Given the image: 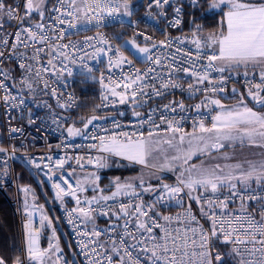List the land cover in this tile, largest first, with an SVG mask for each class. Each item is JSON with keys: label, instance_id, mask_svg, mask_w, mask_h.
<instances>
[{"label": "snow or ice", "instance_id": "6c2138e0", "mask_svg": "<svg viewBox=\"0 0 264 264\" xmlns=\"http://www.w3.org/2000/svg\"><path fill=\"white\" fill-rule=\"evenodd\" d=\"M172 0H153L157 8H163V5L170 4ZM199 0H190L193 6L198 5ZM58 5V6H57ZM57 5L47 9L45 0H21L20 4L11 5L6 0H0V18L7 17L8 21H15V30L13 33H0V62L5 58H14L15 63L21 71L20 84L32 90V78L35 77L43 81L44 88H51L53 97L57 96V89L51 87L44 76V73H50L57 80L67 71L68 75H72L71 68L64 61L75 63L73 58L75 51H82L74 43H62L66 34L59 25L67 23L69 28H76L77 24L72 21H66L65 16L73 17L78 21L83 13V19L91 23L92 20L100 21L101 13L107 9L109 15L120 12L123 9V15L130 16V0H121L120 3L114 4L112 0H94V6L88 4V12L83 7L77 5V0H57ZM223 6V7H222ZM151 7V4L149 5ZM226 7L224 18L227 23L226 32L221 31L218 34L209 35L206 40L194 38L191 43L195 45L196 53L186 51L179 46L176 52L181 53V57H177L174 53L165 55H155L152 49L162 48L169 49L172 47V41L165 39L159 41V44L153 42L151 48L140 47L135 40L128 43L142 55L147 67L143 70L140 68L131 69L128 72L123 71V66L128 65L131 68L133 61L120 51L119 47L113 49L109 47L107 51L103 47H97L90 44L93 37H85L84 45L93 48L92 56L108 55L113 52V56L108 57L107 71L113 72V69H121L122 79H116L109 76L108 83H105L104 73H101V87L106 89L108 93L116 98L112 103L117 101L120 104L130 103L133 107V116L138 118L141 125L150 124L152 128L159 129L160 125H156L153 121V113L156 109H150L146 119H140L142 113L136 111V108L147 104V97H163L165 91L169 88H182L181 84L176 83L171 78L172 74L182 72L185 76L190 77L191 81L187 85V90L194 95L203 91L204 97L200 103L194 105L195 110L199 111L202 107L211 108L216 106L219 111L212 116L211 126H207L201 119L198 122L194 120L193 131L185 132L181 125V120L175 117L169 119L164 114L160 115L161 124H166L165 136H160L159 132L149 131L147 138L142 133L121 132L119 136L112 135L107 137H99V146L93 144L92 148H98L101 153L110 156L120 157L129 162L143 165L145 167L157 168L158 170H175L179 162V168L182 169L177 176V183L170 185L161 183L157 186L151 184L145 186L143 177H134L132 181L121 182L119 178H115L110 182L114 186L115 191L111 195H104V189L100 188L98 181L100 177L95 173L90 174V182L95 186V190H99V195L86 199L85 203L88 207L82 206V202L78 197V192H83L80 181L74 188L67 180L64 183L68 185L67 190L62 188L59 183H54L53 188L56 189V198L63 203L64 196H71L77 207L72 208L68 212L67 222L69 225L74 224V214L80 218L82 222L92 223V230L80 231L79 227H75L78 237H86L87 240H78L77 247L79 252H72V258L66 257L64 250L60 247L56 240L55 228L53 222L45 214H41V227L45 223L52 228V236L50 238L48 248H41L39 245V229L32 227V212L27 211L28 204L25 201V210L28 220L24 224L25 229V245L28 264H78L76 256H82L83 261L79 264H226L228 259L233 264H264V158L259 161L244 159L235 163L210 164L205 166V162L200 164H190L193 156H212L213 152L220 153L219 159L225 161L234 157L224 149L229 148L235 150L239 145L241 149L247 145L264 150V111L254 110L249 107L246 102V96L251 98L255 105L264 108V0H211L209 10L220 9ZM23 9V12H21ZM99 9L97 12L96 10ZM45 11L57 13L51 16L50 23L47 28L52 30L53 35L47 34L46 25L43 22ZM182 8L174 7L176 17L173 26L179 25L181 20L178 18ZM96 12L93 16L90 13ZM39 16V20L35 16ZM160 15H164L161 11ZM5 25L0 23V29ZM200 31L197 25L196 37ZM8 35H14V40L9 41ZM146 41L151 37L145 36ZM178 44L185 41L177 38ZM102 36L97 39V44H108ZM36 45H46V48ZM213 48L212 54L202 55L201 49L205 46ZM23 46L24 51H20ZM73 50L70 54L69 49ZM31 50L32 54L28 52ZM42 54L49 57L47 66H44ZM87 56L88 54L85 53ZM186 57V59H184ZM206 60L207 63L201 65L203 71H197L196 62ZM59 60L63 67L57 69L56 61ZM172 60V63L168 61ZM83 57H81V62ZM182 64L189 65L182 67ZM35 65V67H34ZM85 67H87L85 65ZM166 69L168 73L167 79L162 77L157 69ZM243 69V75L252 76L247 81V93L240 95L237 104L227 107L221 103V99L212 98L209 93L225 92V84L227 73L236 72L240 74ZM92 71L91 68L88 69ZM211 72L219 75L212 77ZM258 74L259 82H254ZM0 75L4 80L11 76L10 71L0 69ZM151 80L152 83H145ZM202 89L198 85H205ZM157 83L159 87H157ZM13 86H15L13 84ZM136 86V87H134ZM8 85L0 80V90H4L5 94L2 98L5 104L9 101L15 104L16 96L11 95L8 91ZM122 88V91L117 89ZM146 89H151L149 93ZM233 93L237 89L233 87ZM102 101H108V95L102 93ZM59 103V100H58ZM103 103L97 105V108L106 107ZM60 107H64L63 104ZM71 107V105H69ZM163 108L167 111L175 113L177 109L181 112L186 110L185 104L170 101ZM123 115V113H121ZM101 119V117L93 116L84 123L85 135L89 125L93 120ZM183 119V117L181 118ZM115 122V121H114ZM34 123V121H30ZM117 127L120 125L117 124ZM12 132H18L19 129H11ZM69 136L81 134V130L75 127H68ZM176 134H179L177 136ZM155 137V139H154ZM96 139L95 136L92 137ZM178 141V142H177ZM187 143L185 149L183 145ZM166 144L176 151V155L170 158L165 156L163 164H149L148 158L155 151H163L156 146ZM15 149H13V152ZM7 150L0 147V153H6ZM264 156V152H262ZM107 156H98L95 160V166L104 168L107 166ZM43 159V158H42ZM51 159V157H48ZM80 159L77 158L79 164ZM35 164V161H33ZM66 163L65 159H60L56 163V167L63 168ZM88 163H93L89 158ZM187 165V167H184ZM37 168L39 164H35ZM47 167V165H45ZM83 167V165H81ZM5 174L7 170L5 169ZM72 173H69L71 175ZM139 180V188L145 193H156L158 195L154 199L145 204L143 198L139 203L128 204L120 203L119 209L114 210L107 204L108 201L123 196H138L137 186L133 183ZM159 179V177H157ZM255 182L257 188L251 187ZM25 193L29 189H22ZM189 201L188 205L182 212L176 216L162 215L157 211V206L164 202H181V194ZM222 196V198H221ZM101 201L104 203L101 204ZM239 201L237 207H231ZM198 206L199 218L193 211L192 203ZM254 202V206L253 203ZM92 205H98L97 208ZM42 209L43 206L41 205ZM147 209V210H145ZM107 217L109 223L103 230L98 229L94 222V214ZM115 218L114 220L112 218ZM206 220L208 227L206 228L200 220ZM123 221L120 224V221ZM162 221V222H161ZM178 227L173 228V223ZM132 225V227H130ZM159 229V235L156 233ZM106 237V239H101ZM56 240L55 243L52 241ZM219 245L227 246V252H221ZM71 248V245H69ZM55 257V259H53ZM0 264H7V261L0 257ZM13 264H24V261L17 257Z\"/></svg>", "mask_w": 264, "mask_h": 264}, {"label": "built area", "instance_id": "2783aa9c", "mask_svg": "<svg viewBox=\"0 0 264 264\" xmlns=\"http://www.w3.org/2000/svg\"><path fill=\"white\" fill-rule=\"evenodd\" d=\"M6 2L11 5H16L20 4L21 0H6ZM101 2L103 3L105 0H101ZM120 2L121 0H112V3L114 4H118ZM187 2H190V0H172L170 4L163 5V8L161 9L156 7L153 0H130V16L121 17V12L109 15L107 9H105L101 13V20L98 22L94 19L91 23L82 18L83 13L78 14L81 16V19L78 21L74 20L73 17L65 16L64 19L66 21L75 22L77 27L69 28L67 23L58 26L59 28H63L66 34L62 43L71 42L76 44L78 47H81L83 50L74 52L73 58L76 60L75 63L64 61V63L71 68L72 75H68L67 71H64L60 79L57 80L56 77L52 76L50 73L42 74L51 87L57 89L56 97L52 96L51 88L45 89L43 81H40L35 77L32 78V90H29L27 87L21 85L19 81L22 74L18 64L13 62L14 58H5L2 62H0V69L11 72L9 79L4 80L3 75H0V80H3V82L9 86L8 91L11 95L17 97L14 105L11 101H9L8 104H5L3 100L0 99V147L7 150L6 153H0V191L8 199L16 216L20 234L18 251L19 257L24 261V264H28L24 229V224L28 220V216L26 214L25 205L21 199L20 192L24 188L28 189V186H19L17 184V164H21L32 174L45 178L52 188L54 183H59L62 188L67 190L68 185L64 183V180H67L74 188L76 187V185L71 181L69 173L76 169L98 168L95 166V160L98 156H107L108 158L112 157L106 153H101L98 151V148L90 147V145L93 144L99 146V137L112 135L119 136L121 132H127L130 135L134 132L137 133V135L142 133L143 136L148 135L149 131H156L159 133L165 132L167 125L161 124V114H164L169 119L175 117L177 120H181L180 126L183 130L193 128L194 120L198 122L201 119L207 126H211L212 116L216 114V106L213 105L211 108L202 107L199 111L195 110L194 105L203 100L204 93L203 91H200L194 95L190 94L187 90V85L192 82L191 78L185 76L182 72L174 73L171 76L176 83L182 85V88H169L167 90H163L165 91V95L163 97H152L151 99L145 97L144 99L148 100L147 104L136 108V111L142 113L140 119H146L149 110L156 109L152 115L154 123L156 125H160L159 129L154 130L150 124L141 125L138 118L134 117L132 114L134 106L130 103L120 104L118 101L116 103H112V101L116 98L112 97L106 89H102L101 87L100 79L102 72L104 73L105 83L109 82V76H114L116 79H122L121 69H113L112 73L107 71L108 57L113 56L114 53L108 52V55L101 54L100 56H92L94 49L84 45L85 37H93L94 39L89 43L95 44L97 47H103L106 51L109 47L113 49L119 47L120 51L133 61L131 68L128 65L123 66L124 72H128L135 68L143 70L148 66L144 59L137 58L131 52L129 46L132 47V44L130 43V45H128V42L131 40H135L137 43H147L150 45L149 48H151L153 42L159 44V41L165 39L172 41V47L169 49H152V53L155 55L174 53L177 57H181L182 54L176 52L177 46L195 54L197 50L195 45L191 43V40L194 38H201L202 40L206 39L202 35L197 34V36L194 37L193 33L179 31V28L184 20V8ZM88 4H92L94 6V0H77V5L83 7L85 12H88ZM150 4L151 7H149ZM53 5H57V0H52L47 9L52 8ZM175 6H180L182 8L178 17L181 20V23L173 26L174 19L177 18L176 13L174 12ZM96 11L98 12L99 9ZM161 11L164 12V15H160ZM21 12H23V9H21ZM90 14L95 16L96 12H91ZM53 15L58 14L46 11L43 21L46 25L47 34L49 36H52L53 33L50 28H47V26L50 23H55L50 19ZM35 19L39 20V16L36 15ZM0 23L5 25L3 29H0V33L6 35L14 32L15 21H8L7 17H3L0 18ZM101 36L109 41V43L105 45L97 44V39ZM145 36L151 37V40L146 41L144 39ZM7 38L11 42L14 40V35H8ZM177 38L185 42L178 44ZM36 46H43L46 48V45ZM19 50L24 51L23 46H20ZM212 50V46H205L201 49V53L202 55L212 54ZM69 52L70 54H73V50L71 48L69 49ZM85 53L88 55L86 56ZM28 54H32L31 50H29ZM81 57H83L82 62ZM42 59L44 66H47V60L49 57L42 54ZM184 59H186V57ZM168 62L172 63L173 61L169 60ZM206 63L207 61L204 59L197 61L196 70L203 71V68L200 66ZM56 64L57 69L63 67V64H61L59 60L56 61ZM85 65L87 67H85ZM181 66L188 67L189 65L182 64ZM89 68L92 69L91 72L88 71ZM157 72L161 73L164 79L169 78L166 69L158 68ZM210 75L212 77H217L219 74L211 72ZM224 75L228 78L227 83L224 86L225 92L216 94L209 93V96L215 98L226 94L233 87L247 92V81L252 79L251 75L245 77L243 75V71H240V74H236V72H232L231 74L226 72ZM82 77L95 81L99 86V90L90 94L91 97L95 98L96 112L91 115L81 117L80 119L83 120V122L78 123L76 113H78L80 108L85 105V101H83L75 83L77 78ZM254 82H259L258 74L256 75ZM145 83L151 84L152 81L146 80ZM13 84L15 86H13ZM206 84L207 82H205V85H198V87L202 89L206 86ZM156 86L159 87V84L157 83ZM122 90V88L117 89V91ZM146 91L150 93L151 89H146ZM102 93L104 95H108L107 102L102 101ZM5 94L7 93L4 90H0V98H2ZM170 101H175L177 103L182 101L185 104L186 110L181 112L177 109L175 113L165 110L163 106L165 104H169ZM103 103H106L107 106L100 108L96 107L97 105H101ZM61 104H63L64 107H60ZM69 105H71V107H69ZM111 110L115 111L109 112ZM121 113H123V115H121ZM93 116L101 117V119L93 120L88 127L87 135H85L83 127L84 123H86ZM182 117L183 119H181ZM30 121H34V123H30ZM117 124L120 126L117 127ZM68 127L80 129L81 134L69 136L67 132ZM13 128L19 129L20 131L12 132L11 129ZM93 136H95L96 139H93ZM13 149H15L14 152ZM48 157H51V159H48ZM77 158H82L80 159L79 164L77 163ZM89 158L93 160V163H88ZM60 159L66 160L63 168L56 167V163ZM33 161H35V164H39L40 167L37 168ZM45 165H47V167H45ZM81 165H83V167H81ZM5 169L7 170V174H5ZM170 176L172 181L166 182V184L175 185L177 183V177L174 175ZM251 187L253 189L257 188L256 184H252ZM53 190L55 192L54 198L57 199L56 189L53 188ZM136 191L139 194L138 196L121 195L114 200L108 201L107 204L114 210H118L120 203H139L140 198L142 197L145 204H148L156 195L159 194V192L152 194L145 193L141 189H136ZM260 194L264 195V193ZM77 195L80 198L79 192ZM63 199H70L71 204H64L61 206L58 214V220L68 229V242L73 251L78 253L79 248L77 247V241H86L87 238L78 237L74 229L78 226L80 231L90 232L92 230V223L82 222L81 219L76 217L74 214V224L69 225L67 222L68 212L72 208L77 207V205L71 196H64ZM85 201L86 200L81 201L82 206L88 207ZM32 203L34 204V201L32 200L27 202V211L32 212L30 206ZM103 203L104 202L101 201V204ZM188 203L189 201L182 193L180 203H176L174 201L164 202L163 204L157 206V211H159L162 215L176 216L177 213L182 212L184 208L187 207ZM250 203H253L254 206V202ZM238 204L239 201H237L236 204L231 205V207H237ZM36 206L39 208V217L38 219H34L31 216L32 227L34 229H39V237L41 238V242L39 244L40 247L48 248L50 238L52 236V228L50 229V238L48 243L44 245L42 241L40 217L41 214L46 215V212L44 207L42 209L40 208L41 205L36 204ZM92 207L97 208L98 205H92ZM192 207L194 213L199 218L198 206L193 202ZM94 219H96V227L101 230L105 229L109 223L107 217L100 216L98 213L94 214ZM99 219L104 221L98 222L97 220ZM112 219L114 220L115 218L113 217ZM200 222L204 224L206 228L208 227V222L206 220L201 219ZM119 223L122 224L123 221L121 220ZM171 226L175 228L179 225L174 222ZM130 227H132V225H130ZM155 231L159 235V229H156ZM55 233L56 240L59 242L60 235L56 228ZM101 239H106V237H102ZM56 240H53L52 242L55 243ZM217 243L219 248L226 247L228 249L227 246L219 245V242ZM63 254L68 257L65 250ZM77 258L79 262L83 261L82 256L78 255Z\"/></svg>", "mask_w": 264, "mask_h": 264}, {"label": "trees", "instance_id": "16d2710c", "mask_svg": "<svg viewBox=\"0 0 264 264\" xmlns=\"http://www.w3.org/2000/svg\"><path fill=\"white\" fill-rule=\"evenodd\" d=\"M52 0H50L48 7L50 6ZM211 0H199L198 5L193 6L190 2L185 4L184 8V20L179 28L181 32L194 33L196 32L197 25L200 26V31L198 35H204V33L224 30V12L220 9L209 10V4ZM47 7V8H48ZM223 7V6H222ZM77 90L81 94L85 105L80 108V111L76 113L78 123L83 122L80 118L83 116H88L96 112L95 108V98L91 97V93H95L99 90V86L93 80L82 77L77 78L75 83ZM230 100H235L231 98ZM257 109H262L260 106H255ZM111 110L109 112H114ZM109 167L104 171L100 178V184H108V179L113 176H124L136 172L137 166L130 164H118L116 158H108ZM16 178L17 184L19 186L27 185L29 191L25 193L20 192L22 201H34L37 205H42L46 211L55 219V215L58 216L61 206L64 204H71L70 199H63V203L60 200L52 201L51 198L55 196V192L49 182L42 176H36L27 170L21 164L16 165ZM24 195V196H23ZM98 222H103L104 220L99 219ZM60 234L59 245L65 250L69 258H71L70 250L67 245L68 229L62 224H55L54 226ZM50 229L48 226H43L42 228V241L46 245L49 240ZM20 242V234L16 216L13 209L6 198V196L0 191V257H3L7 264H13V261L19 257L18 246ZM221 252H227L226 247L219 248ZM226 264H233L231 259L226 261Z\"/></svg>", "mask_w": 264, "mask_h": 264}, {"label": "rangeland", "instance_id": "374dc122", "mask_svg": "<svg viewBox=\"0 0 264 264\" xmlns=\"http://www.w3.org/2000/svg\"><path fill=\"white\" fill-rule=\"evenodd\" d=\"M49 2H50V0H45L46 8L48 7ZM120 12H121L120 13L121 17H128V16L123 15V9H121ZM136 44L139 45L140 47H144V46L150 47V45L147 44V43H137V41H136ZM128 45H130V43ZM129 48L131 49V52L137 58L144 59L142 57V55L139 54L136 51L135 48L130 47V46H129ZM236 104H237V101L233 100L232 102H227L224 105L227 106V107H232V106H234ZM263 109L264 108H262L260 110H263ZM254 110H256V109L254 108ZM218 111H219V109L216 111V113ZM184 131L185 132H192L193 128H188V129H186ZM159 134L162 137L166 135L165 132H162V133H159ZM176 135L179 136V134H176ZM147 136L148 135H145L144 137L147 138ZM154 139H155V137H154ZM156 147L158 149H162L163 151H159L158 150V151L153 152V154L148 158V162H149L150 165L151 164H157V165L163 164L165 162V156L170 158L171 156H174V155L177 154L176 151L173 148H170L166 144H161V145L156 146ZM183 147L185 149L187 148V143L186 142L183 145ZM224 151H227L234 158L231 159V160L225 161L223 159H219L218 158L221 155L220 153L213 152L212 156L217 157V159H215V160L212 159L211 156L197 155V156H193L192 160L189 163L198 165V164L201 163V161H204L205 162V166H208L210 164H215V163H220L221 165H223L225 163H235L238 160H244V159H251V160L259 161L262 158H264V156H262V152H264V150L259 149V148H254V147H248L247 145H245V147L243 149H241L239 147V145H237L235 150L226 148V149H224ZM112 157L116 158V161L118 162V164L120 163V164L136 165L137 166V170H136V172H134L132 174H128V175H124V176H113V177L108 179L109 183L108 184L106 183L105 185H101L100 184V180H99L98 183H99L100 188L104 189V192H103L104 195H111V192L115 191L114 186H112L110 184V182L112 180H114L115 178H119L121 182H126V181H132V178H134V177H143V179L145 181V186L151 184L152 186L155 187L157 185H160L161 183H166V182H169V181L171 182L172 180H171V176L170 175H174V176L177 177L179 175V172L182 170V169L179 168V162H175L176 165H177L175 170H168V169L158 170L157 168L145 167L143 165H139V164H135L133 162H129V161L124 160V159H122L120 157H115V156H112ZM109 164L110 163H109V161L107 159V166L104 167V168L76 169L73 172H71L72 173L70 175L71 181L75 185H77V181H80L82 187L85 189L83 192H79V196H80V200L81 201L86 200V199H91L92 196L100 194L99 190H95L94 191L95 186L90 182V179H91L90 174L91 173H95L96 175H98L101 178V176L103 175L104 171H106V169L109 167ZM184 167H187V165H185ZM157 177H159V179H157ZM133 183L137 186L136 189H140L139 188V180L138 179L133 181ZM52 199L54 200L55 198L54 197L51 198L50 201H52ZM56 201H58V199ZM45 212L51 218V220L53 222V226H55V224H59V226L61 225V223L58 220V216L57 215H55V219H53L52 216L48 213V211L45 210ZM33 214H34L35 217L38 216V210L35 209ZM58 233H59V231H58ZM67 245H68V247L70 245L68 240H67ZM69 250H70V254H71V258H72V252H73L72 247L69 248ZM75 259L78 261V264H79V260H78L77 256L75 257Z\"/></svg>", "mask_w": 264, "mask_h": 264}, {"label": "crops", "instance_id": "0c3cea01", "mask_svg": "<svg viewBox=\"0 0 264 264\" xmlns=\"http://www.w3.org/2000/svg\"><path fill=\"white\" fill-rule=\"evenodd\" d=\"M226 11H227V9H226ZM225 11V12H226ZM224 30H217V31H212V32H207V33H204V35H202L205 39L209 36V35H211V34H218V33H220L221 31H224V32H226V30H227V23H226V20L224 19ZM213 48H215L216 46L215 45H213L212 46ZM239 71H243V69H240ZM233 89V88H232ZM232 89L231 90H229L226 94H223V95H220V96H217V97H215V98H217V99H221V103L222 104H225V103H227V102H232L233 100H230L231 98H233V99H235L236 101H238L239 100V98H240V95H245L246 96V93L247 92H245V91H242L241 89H238V88H236L237 89V92L236 93H233L232 92ZM246 102H247V104L250 106V107H253V108H255L257 111H264V109L263 110H259V109H257L255 106H258V105H255L254 104V102H252L251 101V98L250 97H247L246 96ZM218 110V108H216V111ZM253 184H255V182H253ZM23 204L25 205V201L23 202ZM30 206H31V210H32V217L34 218V219H38V217H39V208H38V206H36V204L34 203H32V204H30ZM35 209H37L38 210V216H34V210ZM47 215V214H46ZM48 216V215H47ZM49 217V216H48ZM49 219H51L50 217H49ZM95 220L96 219H94V222H95ZM45 226H47V224L45 223ZM54 227V226H53ZM43 228V227H42ZM49 229H51V228H49ZM40 242H41V238L39 237V244H40ZM53 259H55V257H53ZM49 264H50V262H49Z\"/></svg>", "mask_w": 264, "mask_h": 264}]
</instances>
